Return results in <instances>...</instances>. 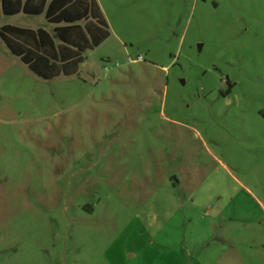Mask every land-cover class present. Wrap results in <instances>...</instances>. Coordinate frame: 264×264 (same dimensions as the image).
Returning <instances> with one entry per match:
<instances>
[{"label":"rangeland","instance_id":"1","mask_svg":"<svg viewBox=\"0 0 264 264\" xmlns=\"http://www.w3.org/2000/svg\"><path fill=\"white\" fill-rule=\"evenodd\" d=\"M97 1L70 75L0 42V264H264V0Z\"/></svg>","mask_w":264,"mask_h":264},{"label":"trees","instance_id":"2","mask_svg":"<svg viewBox=\"0 0 264 264\" xmlns=\"http://www.w3.org/2000/svg\"><path fill=\"white\" fill-rule=\"evenodd\" d=\"M41 14L53 24L51 34L36 28L0 25V42L34 76L70 75L81 53L108 34L94 0H0V14Z\"/></svg>","mask_w":264,"mask_h":264},{"label":"crops","instance_id":"3","mask_svg":"<svg viewBox=\"0 0 264 264\" xmlns=\"http://www.w3.org/2000/svg\"><path fill=\"white\" fill-rule=\"evenodd\" d=\"M95 1V3H96V5L98 6V9H99V11H100V13H101V8H100V5H99V3H98V1L97 0H94ZM18 13H20V12H18ZM14 14H17V13H14ZM14 14H12V15H14ZM1 15V14H0ZM12 15H4V16H12ZM26 15V14H25ZM38 15V14H37ZM102 15V14H101ZM2 25V24H1ZM9 25H11V24H9ZM53 25V24H52ZM13 26H17V25H13ZM18 27H22V26H18ZM53 27V26H52ZM23 28H29V27H23ZM29 29H31V28H29ZM33 29H36V28H33Z\"/></svg>","mask_w":264,"mask_h":264},{"label":"built area","instance_id":"4","mask_svg":"<svg viewBox=\"0 0 264 264\" xmlns=\"http://www.w3.org/2000/svg\"><path fill=\"white\" fill-rule=\"evenodd\" d=\"M140 59V57L139 56H137L136 58H135V60H139Z\"/></svg>","mask_w":264,"mask_h":264}]
</instances>
